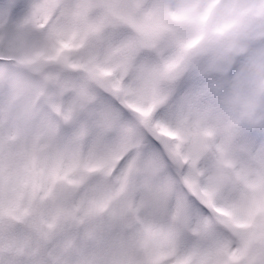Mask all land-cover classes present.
<instances>
[{"label": "snow or ice", "instance_id": "snow-or-ice-1", "mask_svg": "<svg viewBox=\"0 0 264 264\" xmlns=\"http://www.w3.org/2000/svg\"><path fill=\"white\" fill-rule=\"evenodd\" d=\"M0 264H264V0H0Z\"/></svg>", "mask_w": 264, "mask_h": 264}]
</instances>
